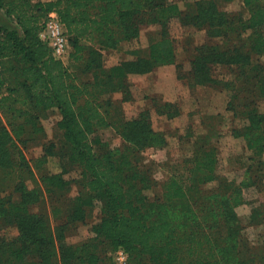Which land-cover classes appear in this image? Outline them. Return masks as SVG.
Segmentation results:
<instances>
[{
    "label": "trees",
    "instance_id": "obj_1",
    "mask_svg": "<svg viewBox=\"0 0 264 264\" xmlns=\"http://www.w3.org/2000/svg\"><path fill=\"white\" fill-rule=\"evenodd\" d=\"M232 1L192 0L181 7L168 0H0V9L11 23L10 27L0 24V56L17 63L7 80L0 73L4 118L3 123L0 120V170L2 179H15L18 193L16 200L0 198V264H58L55 246L59 264H99L103 241L114 250L121 247L128 260L147 258L153 264H254L252 258L228 257L232 246L212 239L219 228L217 220L225 226L222 241L238 235L239 221L232 206L242 202L240 189L217 200V206L197 209L196 202L206 200L190 197L195 184L171 173L162 197L150 201L149 178L131 153L160 139L144 111L131 119H114L121 109L112 99L114 92L121 94V101L130 99V74L175 62L173 19L205 33V41L194 47L188 72L177 75L189 85L215 84L216 66L254 68L253 55H264V0H240L241 8L235 11L222 7ZM52 10L68 37L65 60L55 58L39 37L42 22ZM142 25L156 26L146 51L107 64L103 51L138 37ZM234 102V109L228 103L226 109L247 120L234 134L244 136L247 149L264 153V113L248 110V96ZM49 109L59 113L56 125L68 147V162L79 169L80 187L64 207L51 201L52 218L65 217L54 227L45 213L30 210L41 191L16 144L43 133L38 112ZM156 111L167 113L158 105ZM104 127L121 134L128 142L125 151L115 155L94 148L89 135ZM216 163V149L201 148L193 155L189 178L196 171L198 184L213 179ZM39 181L55 199L56 191L68 188L59 173H41ZM98 203L101 215L91 227L92 236L68 242L65 231L87 219ZM6 226H15L17 234L5 238L1 229Z\"/></svg>",
    "mask_w": 264,
    "mask_h": 264
},
{
    "label": "rangeland",
    "instance_id": "obj_2",
    "mask_svg": "<svg viewBox=\"0 0 264 264\" xmlns=\"http://www.w3.org/2000/svg\"><path fill=\"white\" fill-rule=\"evenodd\" d=\"M179 1H184V6L189 0ZM222 7L227 11H235L241 8V3L235 0L224 3ZM0 24L11 26L1 9ZM155 29V25H142L138 37L121 42L119 49H123V56H117V53L108 55V52H104L106 63L111 64L115 59L133 58L137 53L146 51L149 37ZM170 32L176 39L178 60L182 64V69H177V75L178 72L187 73L190 52L196 44L205 41L204 30L182 26L173 19L170 22ZM252 59L254 68L216 66L212 73L216 83L197 89H193L194 86L189 85L185 79L177 78V81H173V69L154 68L147 73L130 74V99L121 101L119 92H114L112 99L121 109L119 113L114 114V119H131L144 111L151 128L160 139L155 145H147L131 153L134 162L149 178V200L154 201L162 197L163 184L171 173H180L195 184V189L189 192L190 197L206 200L201 204L196 202L197 209H202L205 205L217 206V200L226 199L233 190L239 188L242 202L232 206L239 221L238 235L226 242L222 241V236L226 235L225 226L222 220H217L219 228L214 231L212 239L232 246L228 257L252 258L254 264H264V153H255L246 148L244 136L236 135L234 131L239 129L241 132L247 120L241 115L233 116L232 110L226 109L227 103L233 108L235 98L245 95L249 99L248 110L255 109L264 113V95L261 94L264 88V55H253ZM16 65L13 59L0 56L2 77L7 80ZM185 93L192 95L187 99L183 97ZM163 102H172L174 105L163 107ZM157 105L167 113L156 111ZM38 115L43 133L37 138H24V143L16 144L32 169L36 185L41 191L40 198L30 205V210L45 213L54 227L65 217L60 216L57 220L52 218L51 201L64 207L68 200L78 193L79 169L67 160L68 147L64 144L56 125L60 117L58 111L49 109L38 112ZM0 120L4 122L1 113ZM89 140L97 151L115 155L125 151L128 146V142L112 127L97 129L89 135ZM207 147L216 149L214 178L198 184V173L195 171L189 178L188 170L192 165L193 155L201 148ZM45 172L59 173L68 182L66 190L54 193V196L58 197L56 199L44 191L39 181V175ZM14 184L13 178L2 179L0 170V198L11 196L16 200L18 193L14 190ZM153 214L154 212L150 215ZM100 215L98 203L87 219L77 222L65 231L67 241L73 243L92 236L91 227L99 220ZM1 234L9 239L17 234V229L15 226H6L1 229ZM117 249L114 250L106 242H101L98 249L101 259L99 264H153L147 258L136 261L128 260L127 256L124 261H120L116 257ZM55 252V260L59 264L56 246ZM184 260L188 259L184 256Z\"/></svg>",
    "mask_w": 264,
    "mask_h": 264
},
{
    "label": "built area",
    "instance_id": "obj_3",
    "mask_svg": "<svg viewBox=\"0 0 264 264\" xmlns=\"http://www.w3.org/2000/svg\"><path fill=\"white\" fill-rule=\"evenodd\" d=\"M39 37L49 45L55 58L64 59L68 55V37L55 11L52 10L47 13L39 30ZM1 92L2 86L0 84V94ZM116 257L120 261L126 259V253L121 247L116 250Z\"/></svg>",
    "mask_w": 264,
    "mask_h": 264
},
{
    "label": "crops",
    "instance_id": "obj_4",
    "mask_svg": "<svg viewBox=\"0 0 264 264\" xmlns=\"http://www.w3.org/2000/svg\"><path fill=\"white\" fill-rule=\"evenodd\" d=\"M168 1H172V2H175V3H178V5L179 6H181V7H183V4H182V2H184V1H179V0H168ZM185 1H187V0H185ZM189 1H192V0H189ZM188 1V2H189ZM233 1H235V0H233ZM239 2L241 3V1L239 0ZM182 4V5H181ZM174 41H175V47H176V60H175V62H173V63H169V64H165V65H158V66H156L155 67V69H159V68H161V69H173V73H172V78H173V81H177V69H179V65H182L181 63H180V61L178 60V55H177V44H176V39H174ZM120 44H122V43H120ZM120 44L116 47V49H112L111 51L109 50V51H107V50H104L103 51V53L104 52H108V55H113V53H117L116 55L117 56H120V55H122L123 54V49H119V46H120ZM196 45H198V44H196ZM195 45V46H196ZM194 46V47H195ZM194 47H193V50H192V52H190L189 54V56H190V58H191V56H192V54H193V52H194ZM115 50V51H114ZM123 56V55H122ZM121 60H123V59H115V60H112L111 61V64L112 63H117V62H119V61H121ZM200 86H208V85H195L194 86V88L193 89H197V88H199ZM191 91H193V90H191ZM192 94H184V98H189L190 96H191ZM170 101V100H169Z\"/></svg>",
    "mask_w": 264,
    "mask_h": 264
}]
</instances>
